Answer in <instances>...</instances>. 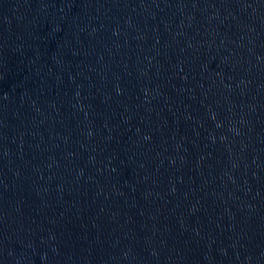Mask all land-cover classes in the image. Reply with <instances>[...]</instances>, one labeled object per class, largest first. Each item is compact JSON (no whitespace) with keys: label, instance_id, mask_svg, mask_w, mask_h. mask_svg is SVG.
Returning <instances> with one entry per match:
<instances>
[{"label":"water","instance_id":"1","mask_svg":"<svg viewBox=\"0 0 264 264\" xmlns=\"http://www.w3.org/2000/svg\"><path fill=\"white\" fill-rule=\"evenodd\" d=\"M0 264H264V0H0Z\"/></svg>","mask_w":264,"mask_h":264}]
</instances>
